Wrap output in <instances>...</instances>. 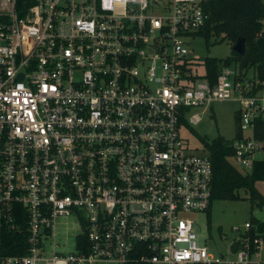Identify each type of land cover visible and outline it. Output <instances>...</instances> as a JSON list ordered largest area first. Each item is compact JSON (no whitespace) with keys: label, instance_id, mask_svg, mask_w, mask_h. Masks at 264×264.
Here are the masks:
<instances>
[{"label":"built area","instance_id":"built-area-1","mask_svg":"<svg viewBox=\"0 0 264 264\" xmlns=\"http://www.w3.org/2000/svg\"><path fill=\"white\" fill-rule=\"evenodd\" d=\"M205 1L0 0V239L4 228L28 235L2 264H263L252 259L261 236L253 252L245 233L234 238L224 259L195 227L214 169L187 143L183 116L240 101L235 164L251 168L264 146V96L239 67L223 63L212 79L191 53ZM68 214L82 227L75 250L47 249Z\"/></svg>","mask_w":264,"mask_h":264},{"label":"trees","instance_id":"trees-1","mask_svg":"<svg viewBox=\"0 0 264 264\" xmlns=\"http://www.w3.org/2000/svg\"><path fill=\"white\" fill-rule=\"evenodd\" d=\"M210 17L198 34L210 40L213 36H221L233 44L239 36H244L247 44L246 52L241 54L233 49V54L225 58L205 56L199 58V63L205 69V75L214 79L221 64L239 67L243 72L255 68L258 84L253 86L250 93L257 92L264 86V50L256 43V39L264 36V1L263 0H206L204 3ZM203 69V68H202ZM243 73V74H244ZM245 75V74H244ZM237 118L238 113H237ZM184 127L195 131L189 120L183 116ZM238 133V131H237ZM255 137L264 141V116L259 115L255 122ZM205 150L213 162V194L215 198L239 199L243 196L240 189L250 192V198L259 205H264V195L256 186L258 180L264 179V159H254L249 172L241 171L233 160V140L224 136L213 139L202 137ZM211 206L208 212H211ZM251 227L245 235L250 238L251 251H255L254 238L264 236V220H251ZM27 231L25 228L11 230L4 228L0 239V254L24 253L27 250ZM0 264L1 261H0ZM144 264V263H137Z\"/></svg>","mask_w":264,"mask_h":264},{"label":"rangeland","instance_id":"rangeland-1","mask_svg":"<svg viewBox=\"0 0 264 264\" xmlns=\"http://www.w3.org/2000/svg\"><path fill=\"white\" fill-rule=\"evenodd\" d=\"M158 9L156 8L155 11L157 12ZM190 49L192 54L201 58L205 56L225 58L233 54V43L228 39L222 40L221 36H213L210 40H207L204 36L198 34L193 38ZM199 71H203V69L199 68ZM244 74L253 86L258 84L259 80L254 67L245 71ZM257 94L264 96V86ZM240 105V101L226 99L213 101L207 107L206 105L192 106L189 119L195 131H191L186 127L182 128V133L189 146L199 153H203L205 144L201 136L208 139L224 136L228 140H233L239 127L237 112ZM193 113L200 115V119L196 122L191 120ZM253 156L256 159H264L263 147L255 150ZM240 170L249 172L250 168L243 169L241 167ZM256 186L264 195V179L258 180ZM240 194L243 197L239 199L215 198L210 213L208 211L194 213L199 240L201 242L207 241L212 253L215 256H222L224 259L236 257L230 249V244L234 238L245 233L247 229L245 226L246 221L264 220V205H257L250 198V192L247 189L241 188ZM55 225V235L49 236L46 242L47 249L75 250V235L82 230L81 224L75 215H58L55 218ZM261 237L262 242L258 256L252 255V259H260L264 264V236Z\"/></svg>","mask_w":264,"mask_h":264},{"label":"water","instance_id":"water-1","mask_svg":"<svg viewBox=\"0 0 264 264\" xmlns=\"http://www.w3.org/2000/svg\"><path fill=\"white\" fill-rule=\"evenodd\" d=\"M257 45L264 50V36L261 35L256 39ZM233 49L243 54L246 52L247 44L244 36H239L233 44ZM264 149V146H263ZM238 239H234L231 244V250L236 251L238 249Z\"/></svg>","mask_w":264,"mask_h":264}]
</instances>
